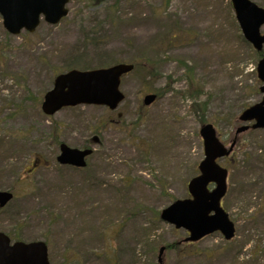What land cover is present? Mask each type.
<instances>
[{
	"label": "rangeland",
	"instance_id": "1",
	"mask_svg": "<svg viewBox=\"0 0 264 264\" xmlns=\"http://www.w3.org/2000/svg\"><path fill=\"white\" fill-rule=\"evenodd\" d=\"M67 8L57 25L42 20L32 34L9 35L0 18L1 131L9 136L0 141V191L14 196L0 231L44 241L50 264H158L162 247V264H264V129L234 136L239 114L261 100V83L230 0H69ZM116 63L134 70L121 80L115 111L41 112L60 71ZM148 93L157 99L144 107ZM205 123L227 147L236 139L219 161L235 236L186 244V232L159 213L189 197ZM92 136L100 143L84 169L56 163L61 142L79 148Z\"/></svg>",
	"mask_w": 264,
	"mask_h": 264
},
{
	"label": "water",
	"instance_id": "2",
	"mask_svg": "<svg viewBox=\"0 0 264 264\" xmlns=\"http://www.w3.org/2000/svg\"><path fill=\"white\" fill-rule=\"evenodd\" d=\"M68 0H0V16L3 28L10 35H18L25 30L32 33L39 24L40 16L45 22L54 25L66 16L65 5ZM235 17L243 38L257 52H261L264 36L260 28L264 25V10L249 0H231ZM132 65L118 64L107 69L89 72L69 71L58 75L53 87L48 91L41 105L45 115H54L66 106L79 104L104 105L115 109L122 101L119 91L120 77L132 70ZM257 76L262 82L259 103L244 110L238 120L240 122L254 121L252 129L264 128V57L257 63ZM155 99L154 95L144 98L148 105ZM243 126L236 133L246 130ZM203 141L204 159L198 166L199 175L192 178L188 185L191 198L177 200L162 210L160 219L176 229H184L188 237L184 242H196L206 235L219 231L226 240L234 235V227L227 214L220 206V200L226 192L227 172L216 164V159L229 155L232 146L226 150L218 141L212 125L200 128ZM90 150L71 149L60 145L58 163L75 167H84V158ZM215 184L209 190V184ZM12 199V194L0 191V208ZM163 248L159 250L158 263L162 264ZM0 264H49L47 247L41 241L14 242L0 232Z\"/></svg>",
	"mask_w": 264,
	"mask_h": 264
},
{
	"label": "trees",
	"instance_id": "3",
	"mask_svg": "<svg viewBox=\"0 0 264 264\" xmlns=\"http://www.w3.org/2000/svg\"><path fill=\"white\" fill-rule=\"evenodd\" d=\"M4 49H5V47L2 46V47H1V50H0V66L4 65V62H5ZM256 55H257V54H256ZM256 57H257L256 59H258L260 56L257 55ZM87 69H89V67H86V66H84V67L82 66V67H81V70H87ZM66 70H69V68L66 69ZM10 79H11V80H15V77L11 75V78H10ZM20 79H21V76H20ZM11 109H12V112L6 116L7 119H8L9 117H13V116H14V114H13V113H14V112H13V108H11ZM2 112H3V108L0 107V141H2V139H5V141H6V139H8L9 136H4V135H3V132L1 131V130H2V129H1V124H2V122H3V120H4V117L2 116ZM0 211H1V210H0Z\"/></svg>",
	"mask_w": 264,
	"mask_h": 264
}]
</instances>
